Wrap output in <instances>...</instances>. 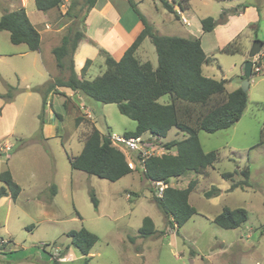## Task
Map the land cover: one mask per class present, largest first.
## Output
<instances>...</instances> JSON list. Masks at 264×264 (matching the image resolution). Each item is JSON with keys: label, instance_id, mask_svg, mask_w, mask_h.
Here are the masks:
<instances>
[{"label": "rangeland", "instance_id": "rangeland-1", "mask_svg": "<svg viewBox=\"0 0 264 264\" xmlns=\"http://www.w3.org/2000/svg\"><path fill=\"white\" fill-rule=\"evenodd\" d=\"M18 1L0 0V18L4 9L15 11L21 8ZM35 1L27 0V13L31 21L40 24L37 28L42 31L41 56L48 69H51L50 62L53 64L50 72L54 73L57 63L53 50L61 41L58 45L59 41L46 30L43 24L45 13L36 8ZM260 1L243 0L246 5ZM73 2L75 7L71 14L65 15L71 0H66L63 7L51 13V18L65 27V34L72 28H83L84 13L80 9L85 5L84 0ZM154 2L144 0L138 7L151 23H156L161 33L170 31L181 37L197 35L201 28L199 19L213 17L219 21L225 7L233 12L226 1L194 0L191 13H182L181 21L167 13V22L162 13L165 7L158 2L160 13H156ZM192 15L195 16L193 20ZM130 17L136 18L132 10L126 16ZM182 17L191 26L184 25ZM263 17L256 33H253L256 24L245 29L251 21L249 16L229 29L226 24L219 25L224 28L205 34L204 40L224 46L245 29L239 42L244 51H250L252 38L264 40ZM25 50L26 45L12 44L10 34L0 31V55H3L0 57V92H8L7 84L19 89L12 99L0 97V137H3L0 141H7L12 147L7 154L0 153V173L12 171L22 189L17 200H0V264H50L66 250L65 256L59 258L62 264H83L87 257L82 256L67 236L83 227L99 238L88 256L91 259L89 264H264V59L260 61L262 71L250 79L249 103L241 120L227 130L213 134L199 132L202 149L206 153L217 151L219 162L202 175L190 173L172 180L170 185L179 189L196 181L190 204L198 212L183 227L172 230L154 201L153 190L156 188L145 179L142 171H134L117 182H111L71 167L70 159L81 153L94 126L102 134L124 135L135 131L136 122L122 115L116 104H103L86 96L82 100L85 107L82 112H89L91 118L79 116L78 110L66 99L64 104L60 96L50 97L43 113L42 96L35 89L49 82V74L45 69H42V76L31 73L27 66L29 57L20 54ZM211 56L214 63L204 73L214 79H226L228 92L235 86L241 88L245 54L227 55L219 51ZM98 71L97 64L89 73ZM30 88V94L22 91ZM159 102L167 104L171 99L164 96ZM54 115L55 125H60L63 131V149L60 139L41 141V121L50 123ZM79 117L83 121L77 124ZM57 129L53 128L49 136L53 137ZM178 132L172 129L161 143L150 139L148 133L142 136L153 146L155 155H162L168 153L163 149L164 144L183 138V133ZM25 143L28 147H24ZM169 153L175 154V151ZM247 167L250 170L249 187L233 188L234 183L244 180L241 172ZM224 172L237 173L233 180H226L222 178ZM56 183L59 193L55 196L51 195V185ZM2 186L0 182V188ZM213 186L218 187L221 194L206 198L204 193ZM92 191L99 201L98 208L93 204ZM224 207L245 209L247 222L237 229L219 227L213 219ZM145 217H150L156 225L158 233L153 237L139 236ZM3 240L7 243L3 244Z\"/></svg>", "mask_w": 264, "mask_h": 264}, {"label": "trees", "instance_id": "trees-1", "mask_svg": "<svg viewBox=\"0 0 264 264\" xmlns=\"http://www.w3.org/2000/svg\"><path fill=\"white\" fill-rule=\"evenodd\" d=\"M65 1L36 0L35 4L39 11L46 13L60 9L65 5ZM73 1L71 0L65 15L73 11L75 7ZM190 1L172 0L170 3L169 0H161L163 6L176 18H179V15L174 6L184 11L190 7ZM97 2L98 0H84L85 5L82 7L84 9H80L84 13L83 28L69 29L63 36L61 44L53 50L57 68L65 76L55 78L35 89L42 96L43 113L50 95H64L59 89L66 87L97 102L116 104L122 115L136 122L135 131L124 133L126 137H139L148 133L152 139H157L158 143H161L172 129L184 133L185 139H175L164 144L163 149L168 153L151 155L143 162H139L136 156L127 151L125 153L112 144L110 139L112 133L102 134L94 126L84 141L81 153L70 159L72 169L111 182H117L134 171H142L153 188L155 182H164L168 186L162 197L156 196L153 190L154 201L167 219L168 227L172 230L180 229L198 214L196 208L190 204V195L195 189L196 181H191L186 188L179 189L170 185L172 180L190 173L202 175L209 167L219 162L217 151L206 153L202 149L199 132L213 134L233 127L246 111L249 103L248 94L241 88L227 92L226 79L205 76L203 66L209 65L214 59L206 55L201 39L161 35L140 11L135 0L128 2L143 24L144 28L140 35L120 60H115L107 51L100 49V54L105 59L104 71L92 80L86 79L85 75L92 64V60L87 59L82 68V78H79L74 67V56L80 42L85 38V19ZM247 7L249 6L243 5L242 9ZM257 8L261 18L262 8L259 6ZM3 12L0 18V31H7L10 34L11 43L25 44L30 51L40 50L41 34L31 22L26 9L24 7L15 11L4 9ZM232 14L236 12L226 9L219 21L213 17L203 18L201 20L203 33H212L217 26L227 24ZM76 18L77 16H74V19ZM258 24L255 32L258 30ZM240 37L241 35H238L227 43L220 52L227 55L241 54L243 47L239 42ZM147 38L155 46L157 67H154L150 61L141 62L136 57L138 49ZM7 86L8 92L1 94L0 97L12 99L18 88L8 84ZM164 96H169L171 102L160 103L159 100ZM82 119V117L77 118L76 123L80 124ZM41 123L43 124L44 121L42 120ZM169 151H175V154ZM130 159L136 163V170L129 168ZM236 173L224 172L222 178L233 180ZM241 173L244 180L234 183L233 188L249 187V168ZM0 182L3 184L0 188V199L10 196L15 201L22 190L13 180L9 170L0 173ZM56 192L57 188L53 186L52 195H56ZM220 194L221 190L213 186L204 193V196L211 198ZM91 196L95 208H98L99 201L93 191ZM247 220L248 212L245 209L224 207L223 211L213 219V223L223 229H237ZM157 233L154 221L150 217H145L139 236L149 238ZM67 236L82 256L87 257L83 264H89L91 259L88 256L99 241L98 236L84 227L69 232ZM131 241L134 242L135 239L132 238ZM67 251L53 258L50 264H62L59 258H63Z\"/></svg>", "mask_w": 264, "mask_h": 264}, {"label": "crops", "instance_id": "crops-1", "mask_svg": "<svg viewBox=\"0 0 264 264\" xmlns=\"http://www.w3.org/2000/svg\"><path fill=\"white\" fill-rule=\"evenodd\" d=\"M143 1L144 0H135V2L137 4H140ZM224 1L229 2L230 3V5H228V6H230L229 8H231L234 12H236V14L230 15L228 23L225 25L228 29L231 27H234L236 25V23L238 21H240L241 19H244V18L249 17V16H250L251 21L249 22V24L246 26L245 29H247L248 27L250 29L251 25L258 24L261 22L262 19L260 18L257 7L258 6L261 7L262 8V14H264V0L260 1L259 3L252 4V5L247 4L249 7L245 8V9H242L243 5H246L243 2V0H224ZM26 2H27V0H19L18 4L20 5V7H24L26 9ZM158 2H160L162 4L161 0H155L154 11L156 13H160V9L157 6ZM193 2H194V0H191L190 1V7L184 11L180 10L178 6H174V8L178 12L180 21H181L182 13H184V12L191 13L193 11ZM219 2H223V1H219ZM163 9H164L162 12L163 16L167 20L168 18L166 15H167V13H170V12L166 8H163ZM225 9H228V7H225ZM130 10L133 11V9L130 7L128 0H98L96 6L89 12V14L87 15V17L85 19V38L80 42V44L77 48V51L75 53V56H74V67H75V70H76L79 78H82V73H81L82 68L84 67L87 59L92 60V64L89 67V69L85 75L86 79L92 80L104 71L105 59L100 54V49H104L105 51H107L115 60H120L122 58V56L124 55L125 51L131 46V44L134 42V40L140 35V33L142 32V30L144 28L143 24L141 23V21L139 20L138 16L136 15V13L134 11H133V13L135 14L136 18H134V17L126 18L127 13ZM26 12H27V9H26ZM51 13H52V10L45 13L46 19L43 20V24H45L46 30L50 31L49 33H51L53 35V37L59 41L58 42V45H59V43H60V41H61V39L64 36L66 31H65L64 26H61V24L56 23L51 18ZM170 14H172V13H170ZM172 15H174V14H172ZM28 17L30 18V16H28ZM193 17H195V16L192 15V17H191L192 20L195 19ZM165 19H163L164 22H165ZM182 19H183V17H182ZM263 19H264V17H263ZM147 20L149 21L148 18H147ZM199 20H202V19H199ZM31 22L35 25L36 28H37V26L40 25L36 21H31ZM167 22H168V20H167ZM151 24L155 27V29L157 28L156 23H151ZM183 24L187 25L188 27L191 26V23L188 20H187V23H183ZM220 27L224 28L223 26H217L216 29L212 33L216 32L218 30V28H220ZM245 29L240 31L237 34V36L243 35L245 32ZM156 31L158 33H160L161 35L178 36V35L169 33L170 31H165V33H161L158 30V28L156 29ZM198 31L199 32L197 35H187L184 38H191V37L200 38L201 43H202V48L205 51L206 55L213 58L211 55L217 54L225 45L224 46L223 45H213V44H211L212 42L211 43L209 41L205 42L204 35L205 34H211V33H203L202 25ZM39 32L41 34V44H42V40H43L42 31L39 30ZM250 32H252V31L250 30ZM253 33H256L255 29H254ZM178 37H181V36H178ZM256 39H258V38H252L251 39V45H252L253 41ZM244 48H245V46H244ZM263 49H264V47H263ZM38 51L39 52L30 51L27 47V50L23 51V53H20V54L24 55V57H29V60H28L29 65H27V66L30 68L29 70L31 73L36 72L42 76L43 75L42 69H43V71L45 69V72H47L49 74L47 76V79H48L47 81L53 80V79L58 78V77H64L65 76V74L61 75L59 71H56L58 69L57 66H55L56 67L55 71L53 70L54 73L50 72V70H52L53 64L50 62V66H51L50 68L51 69H48L44 65L43 57L41 56V54H42L41 48ZM248 51H249L248 49H247V51L243 50L241 53V54H245L242 69H244V63L248 60V55H246V53H248ZM36 53L39 54V56H37ZM1 56H3V55H0V57ZM136 57L138 58V60L143 61V62L150 61L154 67H157L158 58H157L156 49H155V46L152 44V42L149 38L144 40V42L142 43V45L140 46V48L138 49V51L136 53ZM263 57H264V53L263 54L261 53L260 55L257 56V59L262 61L264 59ZM213 63H214V60L209 65L203 66L202 69H203V74L205 76L209 77V75H206V73H204V71L207 67L212 66ZM97 64L99 67L98 73H95V74L89 73V71L91 70V67H93ZM58 72H59V74H58ZM257 74L258 73H256V75ZM256 75H254V76H256ZM240 81L241 82L243 81L242 75L240 76ZM229 84L232 85V82H230ZM26 86L29 88V85H26ZM236 89H238V86H235L233 91H235ZM59 90L61 92H63L64 95L54 94V95H50V97L52 98L54 96H60L64 99V101H63L64 104H65V99H66V101H68V103H71L75 107V109L78 110L79 116L80 115H88V118H91V114L89 112H87V111L82 112V109L85 108L83 106L84 104L82 103L83 102L82 100L85 97L84 95L77 93V92H74L71 89L66 88V87H61ZM22 91L26 94H30L32 89L31 88L30 89H24ZM233 91H231V92H233ZM23 92H20V94L23 95L22 94ZM17 93H18V91L16 92L15 96L17 95ZM1 94H2V92H0V95ZM76 102H78V103H76ZM55 117L56 116L54 115V118L51 119L50 123H47L44 121L43 126L41 128V133H40L41 134V141L43 143L45 141L48 142L51 139H60L61 147L63 149V147H64V144L62 143L63 131H62V128L60 125H59L60 127L55 125L56 124ZM53 128H58V129H57L55 135L53 137H50L49 134L52 132ZM130 132H132V131H130ZM146 135H147V133H146ZM182 137H183L182 139H185L186 135L183 133ZM1 138H3V137H0V139ZM163 140L164 139H162V141ZM24 147H28V143L27 144L25 143ZM10 172H12V171H10ZM12 177H13V174H12ZM179 179H181V177L176 179V180H179ZM13 180L16 182V179L14 177H13ZM54 186H56V188H57V192H56V195H57L59 193V186L57 183L54 184ZM52 187L53 186L51 185V190H52ZM6 199H12V198L10 196H7V197L1 198L0 200L3 201Z\"/></svg>", "mask_w": 264, "mask_h": 264}, {"label": "built area", "instance_id": "built-area-1", "mask_svg": "<svg viewBox=\"0 0 264 264\" xmlns=\"http://www.w3.org/2000/svg\"><path fill=\"white\" fill-rule=\"evenodd\" d=\"M183 23H187V20L183 18ZM262 71V65L260 60L257 57L253 60V72L260 73ZM152 137H150L151 139ZM111 142L114 146L120 148L123 151H127L133 156H136L139 162H143L147 157L151 155H155L152 152L153 146L148 142L144 136L139 137H126L125 135H117L111 134L110 136ZM12 147L7 141H0V153H8L11 151ZM161 154V153H160ZM159 155V153H157ZM129 168L136 170V163L133 159L128 161ZM167 185L164 182H155L154 189L155 194L158 197H162L165 188ZM3 244L7 243L6 241H2Z\"/></svg>", "mask_w": 264, "mask_h": 264}, {"label": "water", "instance_id": "water-1", "mask_svg": "<svg viewBox=\"0 0 264 264\" xmlns=\"http://www.w3.org/2000/svg\"><path fill=\"white\" fill-rule=\"evenodd\" d=\"M264 47V43L261 40H254L251 49L249 51L248 60L244 63V71H243V85L241 89L244 92L248 91L250 79L253 77V60L261 54L262 49Z\"/></svg>", "mask_w": 264, "mask_h": 264}]
</instances>
